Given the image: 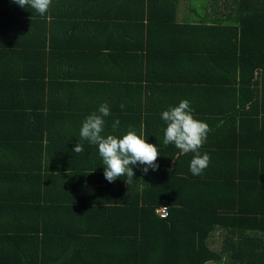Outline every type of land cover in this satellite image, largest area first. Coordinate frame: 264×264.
<instances>
[{
	"label": "crops",
	"instance_id": "obj_1",
	"mask_svg": "<svg viewBox=\"0 0 264 264\" xmlns=\"http://www.w3.org/2000/svg\"><path fill=\"white\" fill-rule=\"evenodd\" d=\"M105 1L114 2L54 0L41 16L38 12L32 14L31 7L21 8L13 0H0V257H4V250L10 257L29 256L30 227L34 224L44 229L42 217L36 221L31 216L33 173H42L51 188L72 190L75 186H63L61 182L64 169L77 164L88 189L106 200L112 196L121 200L133 182L143 178L138 164L133 166L131 183H126V175L109 183L98 145L81 139L83 121L104 103L111 114L104 118L102 135L123 138L134 131L157 146L158 165L175 159L179 153L174 144L163 143L167 124L161 115L182 100L190 102L194 119L209 125L208 140L200 151L212 158L211 168L230 167L235 155L234 147L240 142L238 121H225L217 112L222 110L225 99L211 92L216 102L212 106L202 102V94L190 92L192 79L199 72L193 69L191 73L185 67L192 49L193 54H202V31L191 35L182 29L179 34L155 38L149 33L156 30L148 26L143 32L137 31L136 19L128 22L126 18H116L114 12L98 11ZM184 1L185 6L179 10ZM186 3L180 0L178 6L177 16L182 23L193 14L191 9L187 11ZM219 7L223 9L221 4L214 6ZM133 13L141 16L140 11ZM151 41L156 51L168 45L169 50L147 57ZM138 59L141 62L136 64ZM222 73L223 69L210 74L217 81ZM68 82L75 84L64 85ZM116 120L120 123L114 129ZM31 126L38 131L28 129ZM258 128L263 130V125ZM31 131L37 133L34 140L26 139L25 134ZM241 134L248 136L247 132ZM76 144L94 148L89 152L83 148V153L77 154L72 149ZM83 156L88 158L87 169L79 167ZM174 163L172 160L171 166ZM230 170L226 168L222 175L214 171L213 177L224 176L229 183L233 177ZM25 228L21 235L20 230ZM8 229L19 231L16 241L3 238ZM4 240L15 247L8 250Z\"/></svg>",
	"mask_w": 264,
	"mask_h": 264
},
{
	"label": "trees",
	"instance_id": "obj_2",
	"mask_svg": "<svg viewBox=\"0 0 264 264\" xmlns=\"http://www.w3.org/2000/svg\"><path fill=\"white\" fill-rule=\"evenodd\" d=\"M113 1L101 3L98 11L114 12L116 18L128 22L136 19L137 31L148 26L156 30L149 33L155 38L179 34L182 29L191 35L202 31L205 56L193 54L192 49L185 68L200 74L192 79L190 92L202 94V102L212 106L216 102L209 94H221L225 103L218 114L225 121H238L240 142L234 147L230 167L213 169L210 157L202 175L194 176L190 172L194 154L177 153L174 166L166 160L156 171L149 168L121 200L114 196L106 200L91 192L77 164L64 169L61 182L75 186L72 190L51 188L42 173H33L31 216L36 221L42 217L44 229L30 227L29 256L10 257L4 250L0 264H223L225 254L236 264H264V0H214V6L223 8H214L216 17L202 14L198 20L192 16L183 23L177 16L180 0ZM202 1L207 5V0ZM138 11L141 16H134ZM31 12L37 11L31 8ZM155 46L151 41L147 57L169 50V45L158 51ZM144 58L145 54L140 59ZM221 69V79H212L210 73ZM261 124L263 130L258 128ZM28 129L38 131L32 126ZM33 131L25 134L26 139H36ZM83 148L89 152L94 147ZM87 161L83 156L79 167L87 169ZM226 168H232L229 183L224 176L213 177L214 171L222 175ZM160 206L169 209L166 219L155 213ZM25 231L20 230L21 235ZM218 232L227 236L220 252L211 246ZM5 234L3 238L14 241L19 237L18 230L8 229ZM4 244L8 250L15 247L5 240Z\"/></svg>",
	"mask_w": 264,
	"mask_h": 264
},
{
	"label": "clouds",
	"instance_id": "obj_3",
	"mask_svg": "<svg viewBox=\"0 0 264 264\" xmlns=\"http://www.w3.org/2000/svg\"><path fill=\"white\" fill-rule=\"evenodd\" d=\"M21 8L31 7L41 16H44L52 3V0H13ZM123 107V105H121ZM193 110L188 100H182L178 106L170 107L161 115L167 127L164 133L163 143L174 144L179 150V155L193 153L190 162V172L194 176L202 175L209 166L210 156L205 153L201 155L200 149L210 132L209 125L194 119ZM107 103L100 105L98 114L92 113L83 121L80 129V137L91 144L98 145V151L103 159L105 179L112 183L121 176H127L131 183L134 177L133 166L144 165L142 169L145 174L149 168L156 171L159 165L156 163L159 152L157 146L149 144L144 138L138 136L134 131H129L123 138L113 135H102L104 132L105 117L110 115ZM120 121L113 123L115 129ZM74 152L83 153V145L76 144ZM167 209V208H165ZM205 264H215L214 261H205Z\"/></svg>",
	"mask_w": 264,
	"mask_h": 264
},
{
	"label": "rangeland",
	"instance_id": "obj_4",
	"mask_svg": "<svg viewBox=\"0 0 264 264\" xmlns=\"http://www.w3.org/2000/svg\"><path fill=\"white\" fill-rule=\"evenodd\" d=\"M207 2L208 3L206 5V2L202 1V0H195V1H191V2L189 0V6H188V3H186V5L188 6L187 11H189V8L191 6H195L194 10H192V12H194L192 14V16H193L192 19L198 20L200 16L202 18V14H207L209 16V18H211L212 15L213 16L216 15V11L213 10L214 5L212 4L214 2V0H212V1L207 0ZM184 3H185V1L182 3V6L179 8V10H182V8L185 6ZM227 6H229V5L227 4ZM226 242H227V236L223 235L221 232H218L215 235H213L211 246L217 252H220L221 248L223 247L224 244H226ZM223 264H236V263H233V261L225 254Z\"/></svg>",
	"mask_w": 264,
	"mask_h": 264
},
{
	"label": "built area",
	"instance_id": "obj_5",
	"mask_svg": "<svg viewBox=\"0 0 264 264\" xmlns=\"http://www.w3.org/2000/svg\"><path fill=\"white\" fill-rule=\"evenodd\" d=\"M167 208V209H165ZM156 215H158L162 219H166L169 216V209L166 206H160L155 211Z\"/></svg>",
	"mask_w": 264,
	"mask_h": 264
}]
</instances>
